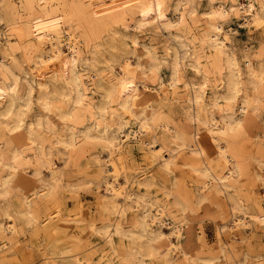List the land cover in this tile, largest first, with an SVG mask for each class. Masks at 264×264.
<instances>
[{"label":"bare ground","instance_id":"bare-ground-1","mask_svg":"<svg viewBox=\"0 0 264 264\" xmlns=\"http://www.w3.org/2000/svg\"><path fill=\"white\" fill-rule=\"evenodd\" d=\"M140 1L0 0V134L8 138L5 143L0 136V216L6 219L0 220V232L19 234L16 214L37 226L52 218L66 220L58 202L42 219L39 200L51 201L61 185L79 190L86 180L69 184L54 158L65 150L72 159L86 146L100 145L101 153L93 157L101 173L97 189L103 186L102 204L118 217L89 226L118 264H217V256L202 252L198 243L194 219L203 203L222 195L234 215L233 223L219 226L223 247L252 221L264 225V206H253V191L247 192L254 181L264 185L259 120L264 45L257 51L236 46L227 26L233 15H242L249 25H264V0H205L203 7L202 0ZM155 20L167 32L162 53L137 37L143 25ZM140 43L146 61L137 53ZM188 65L197 76L189 82L183 80ZM116 66L120 73L111 78L107 70ZM163 66L170 70L168 83L161 77ZM148 72L158 76V87L151 85L156 79ZM180 80L186 81L185 114L194 124L192 134L162 106V92L176 98ZM147 90L151 94L145 96ZM95 91L100 98L90 93ZM35 103L42 112L33 116ZM153 125L198 160L186 162L199 183L196 193L176 175L170 184L147 172L131 179L127 146L133 141L148 146L150 162L167 174L172 176L179 165V148H156L143 137ZM207 140L218 154L216 165L208 160ZM253 161L259 170L253 171ZM146 182L158 183L164 199H146L131 188ZM16 196L19 208H14ZM221 254L231 258L225 248ZM71 257L70 264H103L90 256Z\"/></svg>","mask_w":264,"mask_h":264},{"label":"rangeland","instance_id":"rangeland-1","mask_svg":"<svg viewBox=\"0 0 264 264\" xmlns=\"http://www.w3.org/2000/svg\"><path fill=\"white\" fill-rule=\"evenodd\" d=\"M142 1L143 0L140 1L142 4L145 3L146 5H148V2L151 0H147V2L146 0H144L143 2ZM202 1L203 7L205 6L204 4H206V1ZM165 12L164 14L166 16L171 15V10H165ZM203 19L204 18L199 20V23L204 24L205 19ZM0 23V28L4 29V23ZM158 23L159 20H155L150 24L148 23L147 25H143L141 28L142 31H137V37L145 44H154L155 46H157L158 51L162 53L164 45H166L167 43V32L165 29L160 27ZM227 26L229 27L228 29H231V31H233V41L236 46L240 48L251 46L250 48H252V50L257 51L259 48H261V46L264 45V25H249L248 23L244 22V18L242 15H233L231 20H229V25ZM144 50L145 49L143 47V44L140 43L137 53H139L141 59L143 58V61H146V50ZM132 59L134 61L136 60L134 57H132ZM12 64L15 68L17 66H20L17 61H13ZM18 67L16 69H19ZM112 68H108L107 72L111 74V78H114L112 77L114 76L112 73L117 75L120 73V70L117 66ZM160 72L161 77L165 80L166 83H168L167 77L170 73L169 68L163 66ZM148 73L151 79L154 77L157 80H155V82L151 81V85L154 84L155 87H158V76H152L150 72ZM183 75V80L184 78L185 80L188 79L187 82L191 80L189 78L193 79L197 77L190 65L186 66ZM183 80H180L181 82L179 81L178 83L176 98H166V92H162L161 101L162 106L164 104L163 109L166 112L170 113L169 115H171L176 122L186 123L189 132H191L192 134L194 131V124H192V122L190 123L186 118L185 110L188 106V103L184 99L186 98L185 95H187V90L185 87V83H183L186 81ZM148 92L149 90L145 92V96H148V94L150 93ZM90 93L93 94L97 99L101 96V93L97 91H95L94 93ZM154 96L155 95H150L149 97L157 100L158 98ZM186 103L187 105H185ZM41 112V108H39L38 104H33L31 115L35 116ZM53 118L55 121H57L56 117ZM259 120L261 126L264 128V109L260 114ZM3 133H1L2 135L0 134V136L3 137L5 143H7L8 138L4 136ZM204 134H206V132H204ZM143 137L149 142L150 145H154L156 148H158L162 144L176 147L177 151L179 148V151L176 153L180 158H182L180 159L178 157V159L180 160V162L179 160H177V162H179V165H177L178 167H175L174 173L171 176L164 170H162L158 164L150 162L148 156V146L142 145L138 141L130 142L127 146L128 165L129 174L131 176V179H133V182L136 178H138V176H142L143 172H147L155 176L156 179H158L157 181L160 180L164 184H170L172 180L175 179L174 175H176V178L179 179L182 184L186 185L192 193H196L198 188L197 184L199 183L198 180L193 178V172H188V170H191V167L188 166L189 164L187 163H191L193 161L197 162L198 160L190 156V149H188L187 146H185L187 149L183 146H180L181 148H177V145L172 143L171 135L167 131L162 130L157 125H153V129L149 131L147 135H143ZM52 143H54L53 140ZM203 144L208 147V150L210 148L208 152L209 158L207 157L208 160L211 159V162H213V164L215 165L216 163H219V157L216 153L215 148L209 144L208 140L204 141ZM248 145H250V143ZM90 147L91 148H87L86 146L84 148L85 150L82 149V152L75 154L72 159L70 157L71 154H69L65 150H60L62 153L59 152L57 157L54 158L57 165L59 167L61 166L60 168L62 170L66 171V179L68 183H74V181L75 183H77V181L82 182L86 180V185H83L81 189L75 191L68 189L66 185H61L58 188L55 197H53L51 201H49L47 198H43V200H39L38 203V209L42 214V219H45L47 217V213L51 210L50 208L52 207L53 203L58 202L61 205L62 216L66 217V220H58L57 218H52L46 223H39L37 226L36 224H27L22 217L16 214V220L20 229L19 234L10 235V233L7 232H0V264H70L74 260L71 257V253L79 254L80 256H90L94 260H101L100 262H102L103 264L119 263V259L116 258V256H113V254L110 252L108 245L105 243V240L94 233V231L90 227L91 223L99 225V223L111 220L113 219V217L114 219L118 217L114 213H111L110 210V212L108 210L106 211L102 204L101 198L103 197L101 195L103 192H105L103 190V186H100L97 189V185L100 182L101 173L99 166L96 165L93 157L101 153L102 148L100 147V145ZM65 154H67L68 156ZM101 157H105V152L101 154ZM252 169L253 171L259 170L257 162L253 161ZM45 172L46 174H49V171ZM29 174H31V171L29 172ZM254 182L255 185H253V187L251 186L250 191L247 190L248 193L253 191L252 194H249V197L254 200V202L252 201V205L257 207L264 206V185L260 179ZM147 184V186H138L137 183H135L131 186V188L133 189V191L137 192V194H145L146 199H150L152 197H156L160 200L164 199L162 197L163 195L160 192L158 183L154 184L153 182H148ZM221 196H214L211 198L210 202L203 203V205H201L200 207L201 210H198L199 213H196L194 222L197 229L196 232L197 234L199 233L198 235L200 238L198 237V240L200 242L198 241V243L202 248V252L213 255L215 257L217 256V264H264V225L260 222L256 223L255 221H252V224H250V227H248V229L238 231L237 239L230 238L227 242L228 245L226 244L224 247L222 246L220 241L221 236L219 235V226L225 221L227 222L226 224L233 223L234 215L232 214V211L227 205L224 197ZM13 200L14 208L21 207L19 197L16 196ZM223 201H225L226 203ZM80 204H82L83 206H81L82 209L80 207ZM220 207L225 212H221L222 209L220 210ZM218 209L221 214L219 213ZM113 215H115L116 217ZM68 218L72 219L68 221ZM1 219L6 222V219H3L2 216H0V220ZM3 233H5V235ZM4 244L6 245L3 246ZM222 248H225V250L231 256L230 259L226 260L221 254ZM109 260H112L113 262H109Z\"/></svg>","mask_w":264,"mask_h":264}]
</instances>
